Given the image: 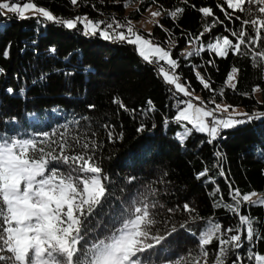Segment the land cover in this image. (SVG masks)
I'll list each match as a JSON object with an SVG mask.
<instances>
[{
    "label": "trees",
    "instance_id": "trees-1",
    "mask_svg": "<svg viewBox=\"0 0 264 264\" xmlns=\"http://www.w3.org/2000/svg\"><path fill=\"white\" fill-rule=\"evenodd\" d=\"M30 1L57 18L87 16L105 23L113 19L133 23L149 6L155 5L162 12L159 23L163 28L155 24L149 38L165 49L171 47L172 57L180 65L176 72L191 93L199 96L209 108L215 107L208 103L213 92L197 79L196 71H199L216 91V103L229 104L250 114L264 112V68H254L249 59L231 52L227 58L203 52L198 57L184 59V54L192 51V48L185 51L190 46L189 39L203 32L205 25L213 20V17L204 18L198 11L200 7H210L215 17L223 21L217 23L211 33H205L202 37L205 44L217 36L234 39L225 27L238 29L240 21L235 17L243 14L228 9L225 0H187L186 4L184 0H132L128 7H124L126 0H78L75 6L70 0ZM176 7L184 8V12L174 20L167 13ZM225 12L232 15L231 21L225 19ZM209 60L215 63L209 64ZM233 67L239 69L235 91L225 87ZM0 69V135L28 138L51 131L73 117H88L81 121V129L90 126L96 133L92 139L100 147L95 157L103 173L110 178L109 196L86 222L85 243L105 236L113 227L114 218L133 197L154 190L156 195L150 199L164 206L156 210L159 218L170 216L168 227L175 224L178 229L145 254L151 264H164L170 258L186 255L190 249L195 251L199 232L210 218L224 228L236 225L237 218L229 210L213 206L221 194L226 203L230 202L229 183L242 194L255 191L257 198L264 196V118L224 130L211 144L207 135L195 131L181 144L176 137L178 124L173 117L177 112L176 101L182 97L174 95V87L165 83L156 68L138 55L134 45L104 40L99 34L84 35L79 25L77 29H67L57 23H38L36 18L20 19L8 13L0 16ZM42 76L45 79L41 80ZM256 85L260 90L253 92ZM222 87L225 89L223 97L219 95ZM8 88H12L14 94L10 95ZM116 98L127 110L113 103ZM149 100L155 111L145 115ZM89 105L95 107L90 109ZM29 114H34L37 122L31 121ZM165 117L169 121L167 125ZM141 124L145 130L138 132ZM109 130L114 132V137L122 133L123 138L109 142ZM217 151L222 153L219 160L215 156ZM221 167L224 176L219 174ZM205 169L208 176L198 180L197 174ZM209 176L214 178V184L205 183ZM217 185L221 191L211 197L209 193ZM185 203L195 209L192 215L203 218L189 224L191 231L179 228L189 219V213L183 211ZM168 208L177 210L168 213ZM242 214L256 221L258 235L251 242L243 239L239 252L244 256L243 264H256L254 256H264V206L246 205ZM164 230L161 225V233ZM216 248L214 241L208 251L214 253ZM249 255L253 259L249 260ZM234 259L235 254L230 255L228 264ZM211 260L214 255L210 256Z\"/></svg>",
    "mask_w": 264,
    "mask_h": 264
},
{
    "label": "snow or ice",
    "instance_id": "snow-or-ice-1",
    "mask_svg": "<svg viewBox=\"0 0 264 264\" xmlns=\"http://www.w3.org/2000/svg\"><path fill=\"white\" fill-rule=\"evenodd\" d=\"M131 2L132 0H126L124 7H128ZM70 3L75 6L78 0H70ZM225 3L228 9L243 14L235 17L240 21L238 29L225 27V31L234 39L217 36L205 44L202 40L205 33H211L217 23L222 24L223 21L215 17L210 7H200L198 11L203 17H213V20L211 24L205 25L203 32L189 39L188 43L193 48L184 54V59L193 55L198 57L203 52L227 58L231 52L234 56L249 59L254 68H264V0H225ZM218 6L222 12L225 11L222 5ZM29 11L32 16L26 15ZM183 12L184 8L176 7L167 14L175 20ZM8 13L20 19L36 18L38 23H57L67 29H77L79 25L84 35L99 34L104 40L134 45L145 62L158 67L163 81L174 86V95L187 98L177 99V112L173 117L178 124L186 122L185 131L177 133L181 144L193 131L206 134L209 137L208 143L211 144L224 130L264 118V112H237L232 105L216 103V91L196 71L197 79L203 87L213 92V98L208 103L215 104V107L209 108L200 97L188 90L186 84L181 83L176 72L180 66L179 61L173 59L171 47L166 50L150 38H145L133 29L131 20L121 23L113 19L105 23L93 21L87 16L61 19L28 0H0V16ZM150 15L153 18L151 22L163 28L156 19L162 15L161 10L151 12ZM225 19L231 21L233 17L225 12ZM151 35L148 33V37ZM50 51L55 52V49ZM4 55L8 56L7 50ZM208 63L215 62L209 60ZM164 65H167V69ZM238 72L236 67L231 69L225 87L236 90ZM66 75L70 76L72 73ZM43 79L44 76L41 77ZM259 90V85L252 89L253 92ZM224 91L222 87L219 91L221 97ZM7 92L14 94L12 88H8ZM23 94L24 90L21 89V95ZM193 101H200V105ZM113 103L127 110L118 98ZM148 105L145 115L155 111L151 100ZM94 107L89 105L90 109ZM223 113L227 115L224 116ZM29 115L34 117V114ZM82 120H88V117H73L51 131L36 133L28 138L0 135V264H149L145 254L178 231L175 224L168 227L170 216L159 218L156 210L164 206L150 199L156 195L152 190L133 197L123 207L120 215L114 218L113 227L105 236L85 243L84 226L109 196L110 178L103 173L96 161L95 152L100 147L92 139L96 133L91 131L90 126L82 130ZM14 121L15 118L12 122ZM168 122L165 117V125ZM187 125H191V128H187ZM104 127L110 128L108 125ZM144 130L143 124L137 129L138 132ZM114 138L122 139L123 134L114 137V132L109 130V142ZM215 156L219 160L222 153L217 151ZM219 174L225 175L222 167ZM205 176H208V169L198 173L196 178L199 180ZM205 183L214 184L215 180L209 176ZM228 188L230 202L226 203L221 194L218 200H214L213 206L229 210L237 218L236 225L224 228L221 223L210 218L199 232L197 249H190L186 255H179L174 259L170 258L164 264H228V257L233 254L235 259L232 264H243L244 256L239 252L243 248V239L251 242L258 234L256 221L242 214V209L246 205L264 206V196L253 200L252 197L257 196L255 191L242 194L239 188L232 187L230 183ZM220 191L217 185L209 195L216 197ZM176 210L168 208L167 212L174 213ZM183 211L189 213V219L182 222L179 228L191 231L189 224L203 218L192 215L195 209L187 203L183 205ZM161 225L165 229L163 233L160 231ZM214 241L217 242V248L214 253H210L208 246ZM213 255L214 260L210 261V256ZM248 259H253V256L249 255ZM254 260L256 264H264V256L255 255Z\"/></svg>",
    "mask_w": 264,
    "mask_h": 264
},
{
    "label": "rangeland",
    "instance_id": "rangeland-1",
    "mask_svg": "<svg viewBox=\"0 0 264 264\" xmlns=\"http://www.w3.org/2000/svg\"><path fill=\"white\" fill-rule=\"evenodd\" d=\"M31 2V1H30ZM132 8V7H131ZM130 9V8H129ZM157 10H159L155 5H151V6H149L148 8H147V10L145 11V13L138 19V20H136V21H134L133 23H132V27H133V29L135 30V31H138V32H140L145 38H149L147 35H145V34H148V33H151L152 32V29H153V27L155 26V24L154 23H152L151 21H152V17H151V15H150V13L151 12H155V11H157ZM26 15H28V16H32L33 14H32V12L31 11H29V12H27L26 13ZM161 17V16H160ZM160 17H157L156 19L159 21V19H160ZM154 42V41H153ZM154 43H156V42H154ZM156 44H158V43H156ZM160 45V44H159ZM160 46H162V45H160ZM163 47V46H162ZM136 48V47H135ZM190 48H193V46L192 45H190V46H188L186 49H185V51H187V50H189ZM167 50V49H166ZM137 51V50H136ZM164 67L167 69V65H164ZM174 87V86H173ZM193 94V93H192ZM194 96H196V97H199V96H197L196 94H193ZM182 97V96H181ZM182 99H187V98H185V97H182ZM195 104H197V105H200V103H199V101H193ZM236 109V111L237 112H243V109H241V108H235ZM229 111H231V110H229ZM224 114V113H223ZM226 115H227V113H225ZM226 115H224V116H226ZM237 118H240V117H237ZM30 120L31 121H35V122H37V120L34 118V117H31L30 118ZM178 124V123H177ZM185 124H186V122L185 123H182V124H178V127L176 128V130L178 131L177 133H183L184 131H185ZM187 128H191V125H187ZM201 134H203V133H201ZM206 135V134H205ZM176 137H177V134H176ZM178 139V138H177ZM252 199L253 200H256L257 199V196H254V197H252ZM148 260V262H149V264H151V259H147Z\"/></svg>",
    "mask_w": 264,
    "mask_h": 264
},
{
    "label": "built area",
    "instance_id": "built-area-1",
    "mask_svg": "<svg viewBox=\"0 0 264 264\" xmlns=\"http://www.w3.org/2000/svg\"><path fill=\"white\" fill-rule=\"evenodd\" d=\"M152 65L156 68L157 72L159 73L158 67L154 64H152ZM222 115H224V114H222Z\"/></svg>",
    "mask_w": 264,
    "mask_h": 264
},
{
    "label": "bare ground",
    "instance_id": "bare-ground-1",
    "mask_svg": "<svg viewBox=\"0 0 264 264\" xmlns=\"http://www.w3.org/2000/svg\"><path fill=\"white\" fill-rule=\"evenodd\" d=\"M152 65V64H151ZM153 66V65H152ZM157 71V70H156Z\"/></svg>",
    "mask_w": 264,
    "mask_h": 264
}]
</instances>
